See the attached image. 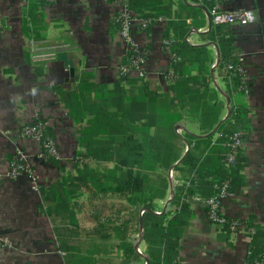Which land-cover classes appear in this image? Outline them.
Instances as JSON below:
<instances>
[{"label": "crops", "instance_id": "obj_1", "mask_svg": "<svg viewBox=\"0 0 264 264\" xmlns=\"http://www.w3.org/2000/svg\"><path fill=\"white\" fill-rule=\"evenodd\" d=\"M31 1L37 0H0V264H67L54 233L56 226L45 212L40 192L28 177L10 178V162L16 152L24 151L29 156V163L39 176L40 188L49 187L68 173L75 176L72 171L77 164L70 161L74 155L87 151L80 138L83 131L89 130L95 114H103L111 123L106 134L100 135L103 140L132 132L141 135L143 90L151 94L152 103L160 96L173 99L174 105L180 106L177 114L181 119L173 132L161 127L148 131L151 136L174 138L182 152L176 165L190 150L198 157L204 151L203 146L191 149L187 135L208 136L201 127L198 106L188 98L190 92L200 91L207 97L204 104L219 106L222 122L229 116L230 102L248 110L250 124L242 148L246 159L245 186L223 202V214L237 222L240 229L236 233L223 231L210 221L203 204L191 203V219L182 229L179 259V264H245L253 228H264V0H226L222 10L250 11L254 21L248 26L222 27L220 34L213 32L215 27L205 10L194 27L189 18L192 14L179 11L180 1L173 0L171 16L172 20H179L174 23L176 27L168 26V21L147 31L136 30L137 42L147 51L146 78L140 80L134 74L123 81L118 72L126 63L128 53L115 23L117 0H56L39 7L36 19H28L26 32L24 11ZM183 2L195 6L189 0ZM212 33L215 40L211 38ZM223 39H230L231 51L243 70V93L232 91V76L221 69L219 40ZM33 40L49 46H67V49L55 60L36 65L29 53ZM165 40L171 43L170 51L166 50ZM186 46L198 50H189ZM181 58H184V67L178 70L185 76L183 81L176 82L173 64ZM55 89L76 93L80 106L75 108V102L72 103L75 114ZM187 90H191L189 94L185 93ZM131 100L134 102L132 119L126 115ZM131 120L132 128L127 125ZM33 121L49 128L55 137L61 156L59 166L47 159L41 160L39 143L21 135L20 126ZM217 128L210 133L214 135L213 141L218 139ZM94 162L113 167L111 163ZM171 170L168 172L170 190L167 198L159 201L164 204L156 214L171 206L172 191L177 185ZM124 214L117 216L123 218ZM76 219L81 232L93 234L97 230V221L91 215L76 212ZM247 221L250 229L246 228ZM137 228V225L117 223L106 228L104 239L83 234L80 239L71 238L69 244L84 248L79 260L86 264H147V245L144 239L140 242V227L138 234ZM119 231L127 232V242L135 245L138 256L124 255L122 241L116 236ZM98 246L108 253L95 254Z\"/></svg>", "mask_w": 264, "mask_h": 264}, {"label": "trees", "instance_id": "obj_2", "mask_svg": "<svg viewBox=\"0 0 264 264\" xmlns=\"http://www.w3.org/2000/svg\"><path fill=\"white\" fill-rule=\"evenodd\" d=\"M179 1V11H187L192 14L189 18L194 27L197 26L196 21L202 10H205L210 15L213 8V3L209 0H189L195 6L187 5L183 0ZM129 3L131 10L143 17L157 18L163 16L169 21L168 26L174 25L176 27L174 23L179 21L172 20L174 18L171 16L172 5H174L173 0H162L160 2L157 0H129ZM46 4L49 5L50 3L47 0L30 2L28 8L24 11L26 32L29 31L28 19L29 21L35 20L39 7ZM222 27L227 26L215 27L213 32L222 33L220 31ZM185 33L186 31L183 34ZM211 35V38L215 40L214 33ZM219 43L222 48L221 69L226 70L229 77L232 76L234 82L232 91L237 94L243 93V73L238 70L240 62L231 51L230 39L219 40ZM186 47L189 50H198L189 46ZM176 53L177 57H181L179 52ZM181 59L173 64V74L177 77L176 82L178 79L181 81L185 76L182 71L178 70V68L184 67V58ZM128 61L127 59L126 63ZM229 67H232V70ZM207 78H210L208 73ZM120 79L123 81L128 78L121 77ZM204 82H206V79H204ZM205 85L208 87V84ZM116 88L118 90L119 87L117 86ZM55 90L61 95L63 102L69 104L75 114V108L80 106V103H77L80 99L76 93L61 89ZM190 91L184 92L189 94ZM228 91L230 93L231 90ZM143 93L140 105L142 111L141 121H143L141 132H139L141 135H135L132 132L124 136H116L111 143H108V140L101 139L100 135L103 132L106 134L111 123L106 116L99 113H97V117V114H95V117L89 122L91 125L89 130L82 132L80 143L84 144L87 151L84 154L80 153L79 161L83 162V160L87 159L89 161L107 162L113 165L112 168L99 170L90 168L87 162H83L82 167L77 169L75 176L68 173L49 187L40 188L42 205L45 207L47 215L52 220H55L54 233L59 242V247L65 255L67 264L74 263L76 260L78 264H86L84 261L79 260L84 248H80L81 246L78 247L79 249L71 247L69 244L71 238L80 239L83 234L87 236L95 235L103 239L107 237L104 234L105 226L100 223L93 234L81 232L73 206L75 204H73V201L77 199L76 188L94 189L101 195H123L126 202L133 207V211L129 213L136 217V225L138 226L136 234L139 233V227L141 226L139 213L144 210L145 212L142 215L143 239L147 245L146 255L149 258V264H179L182 229L189 224L191 219L190 206L192 199L199 197L203 200H208L219 195L226 185V192L234 195L245 186L243 169L245 168L246 159L241 148L234 149L235 140L233 137L236 134L242 135L249 129L250 121L246 108L236 107L230 102L229 116L222 122L219 119L221 114L219 106L204 104V98L207 99V97L205 96L206 94L203 95L200 91L190 92V97L188 96V98L194 102V106H198L197 110L199 109V112L197 113L200 114L201 127L206 129L208 136L196 137L187 135L186 139L191 149L203 146L204 151L198 157L190 150L182 162L176 165L181 158L182 152L173 141L174 138L169 136H164L163 138L151 136L148 131L153 127H161L173 132L181 119V115L177 114L180 106H175L173 99L169 100L160 96H156L155 101L152 103L151 94L146 93L145 90H143ZM73 102H75V108H73ZM131 103V108L127 109L126 115L132 119L131 111L133 110L134 102L131 100ZM192 106L190 105L189 107L192 108ZM78 121L80 123L84 122V120ZM132 123L134 122L131 120L127 125L132 128ZM216 128L218 139L213 141L214 135L210 133ZM45 130L46 135L48 132L49 135L47 136L52 138L50 129L46 128ZM230 155L235 157L232 163L229 162ZM49 159L54 165L59 166V160L55 158ZM158 169H165L167 173L173 169L174 177L177 181V185L174 186L173 190L171 206L165 212L161 211V214H156L158 206L155 203L167 198L171 186L169 175L167 174L166 179H164L166 182L163 184V190L159 196L152 193L155 189L149 187V192L152 193V196L147 197L145 196L147 191L143 188L144 182L147 181L143 173ZM109 221L111 220H107V222ZM245 225L246 228L250 229L251 226L248 221ZM253 229L255 232L248 248L245 264H257L264 261V228L257 226ZM222 230L231 233L229 224ZM117 234L121 235L117 238L122 241L120 247L123 249L124 255L126 257L134 254L138 256L135 251V245L127 242V232L119 231ZM96 248L95 254H100L101 251L108 253L105 248H100L99 246Z\"/></svg>", "mask_w": 264, "mask_h": 264}, {"label": "built area", "instance_id": "obj_3", "mask_svg": "<svg viewBox=\"0 0 264 264\" xmlns=\"http://www.w3.org/2000/svg\"><path fill=\"white\" fill-rule=\"evenodd\" d=\"M50 4L56 0H47ZM213 3V8L210 12L211 25L218 26H231L239 24L241 26H248L254 21V16L250 11H224L222 10L223 4L226 0H209ZM118 10L115 17V23L119 27V36L125 45L126 51L129 54L128 62L124 63L119 68V77H130L136 75L140 80H143L147 76L148 56L145 48L139 45L135 38L136 30L147 31L157 24H167L168 20L164 17H143L140 14L134 13L131 10L129 0H117ZM167 51H170L171 43L169 40L164 41ZM67 49V46H49L43 42L31 41L29 44V53L31 60L36 65L47 64L55 60L58 54ZM232 70V67H229ZM239 72L243 73L241 67L238 68ZM170 78L173 79L172 75ZM245 90V88H244ZM46 127L39 123H28L23 127V135L27 138L37 141L41 146L42 153L40 157L43 158H57L59 156V148L57 141L46 135ZM233 139L235 140L234 149L243 148L246 141V133L242 135L236 134ZM234 155H230L229 162H234ZM28 175V178L33 180L32 184H35L36 189L38 187V177L28 162V158L23 151H17L15 157L10 162V175L12 178H18L20 175ZM227 185L222 189L219 195L214 196L208 200H203L199 197H194L191 203L203 204L207 210L210 221L219 228H224L229 224V228L232 233L238 232L240 226L237 222L229 220L223 214V202L232 197L233 194L226 192ZM145 211H141L143 215ZM257 264H264V261Z\"/></svg>", "mask_w": 264, "mask_h": 264}, {"label": "rangeland", "instance_id": "obj_4", "mask_svg": "<svg viewBox=\"0 0 264 264\" xmlns=\"http://www.w3.org/2000/svg\"><path fill=\"white\" fill-rule=\"evenodd\" d=\"M1 28V26H0ZM35 122L33 121L32 124H34ZM115 124H117V121H115ZM25 125L20 126V131H21V135H23V127ZM47 135H49V133L47 132ZM24 136V135H23ZM25 137V136H24ZM27 138V137H25ZM114 138V136H110L109 138H106V140H108V143L112 142V139ZM27 139H31V138H27ZM52 139L56 141L55 137L52 135ZM58 144V143H57ZM40 145V144H39ZM41 146V145H40ZM59 148V146H58ZM24 152V151H23ZM40 152L42 153V150H40ZM17 153V152H16ZM25 153V152H24ZM40 153V154H41ZM85 152L81 153L84 154ZM39 154V158L42 160V158L40 157ZM25 155L27 156V154L25 153ZM29 156H27L28 158ZM60 153L59 156L56 158L57 160H59V162L61 161L60 158ZM80 158V154H78L77 156H73V159L71 162H75V164H77L76 167L73 168L72 171L74 173H76V169H80L83 165V162H89L88 166L90 168H95V169H99V170H104L106 167H112L111 165L105 164V163H96L94 161H89L87 159L83 160V162L79 161ZM46 160V158H43V160ZM47 160H50L49 158H47ZM28 162H29V158H28ZM73 167V166H72ZM35 172V171H34ZM144 176L146 177L147 181L144 182L143 188L144 190L147 191V194H145V196L147 197H151L152 193H154L156 196L160 195L162 193V186L163 184H165L166 177H167V172H165V169H158L152 172H144L143 173ZM9 175H10V170H9ZM35 175L37 177L38 174L35 173ZM28 177V175H20L18 178H12L10 175V178L13 180H18L21 179L22 177ZM27 180L29 179V181L31 182V184L33 183V180L31 178H26ZM33 187L36 188L37 186L35 184H33ZM149 187H152L153 189H155L152 193L149 192ZM77 193H76V197L77 199L73 201V206H74V213L76 214V212H83V214H89L91 215V218H93L94 220L96 219L97 224H101L102 226H105L104 228V232L106 230V227H110V226H114L117 223H120L122 225H136V217L132 214V215H127L130 211H133V207L130 206L127 202L126 199L123 195H101L100 193H97L94 189H89V188H83V189H77ZM40 192V187L39 190ZM141 192V191H138ZM169 192V191H168ZM156 206H158V209L163 207L164 203H155ZM118 213H125V217L123 218H119L117 216ZM130 214V213H129ZM111 220L109 222H107V220ZM121 220V221H119ZM55 224V220L52 221ZM106 234V233H104ZM117 237L121 236L119 234H116Z\"/></svg>", "mask_w": 264, "mask_h": 264}, {"label": "water", "instance_id": "obj_5", "mask_svg": "<svg viewBox=\"0 0 264 264\" xmlns=\"http://www.w3.org/2000/svg\"><path fill=\"white\" fill-rule=\"evenodd\" d=\"M171 173H172V170H171ZM171 184H173L172 180H171ZM173 194H174V192L172 191V197H173ZM140 223H141V226H140V242H141L143 240V221H142V217L140 218ZM138 247H139V244H138L137 248ZM146 262H147V264H149V260L148 259H146Z\"/></svg>", "mask_w": 264, "mask_h": 264}]
</instances>
